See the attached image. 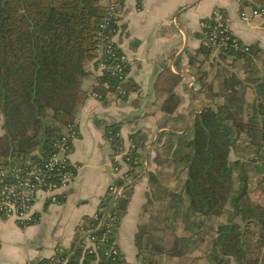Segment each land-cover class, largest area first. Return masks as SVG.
Here are the masks:
<instances>
[{
	"label": "trees",
	"instance_id": "1",
	"mask_svg": "<svg viewBox=\"0 0 264 264\" xmlns=\"http://www.w3.org/2000/svg\"><path fill=\"white\" fill-rule=\"evenodd\" d=\"M240 3L264 6V0ZM103 8L102 0H0V172L26 160L40 161L68 125L75 124L78 108L89 96L82 81L95 77L87 63L96 55ZM204 20L210 21L209 17ZM206 30L200 26L201 44L190 61L203 85L211 77L210 88L200 92L211 101L192 118L193 138L181 142L186 150L174 155L186 174L178 201L186 199L188 203L184 215L193 218L189 228L201 251L200 259L207 264H262L264 191L250 189L248 166L257 185H264V57L260 58L254 45L241 41L244 45L239 49H234L229 41H207ZM199 54L202 60L197 58ZM97 79L110 84L109 89L92 86L91 90L101 93L99 100L108 95L126 98L131 93L133 83L128 79L121 82L107 74ZM180 82L181 77L168 67L156 78L154 95H163V113H173L180 103L176 91ZM250 86L256 92L257 111L233 119L235 129L246 139L237 145L220 122L223 106L216 99ZM118 131L117 123L106 128L114 149ZM145 132L139 129L132 133L134 147L123 153L121 163H114L119 169L125 165L113 183L122 186L121 195L113 200L109 190L100 204L102 210L85 216L77 227L92 238L90 244H79L69 255L58 252L52 256L58 263L65 257V264L119 262L107 250L115 240L120 216L142 167L139 151L147 140ZM232 148L240 152L243 161L230 159ZM155 174L146 172L152 185ZM6 181L0 173V189ZM0 216L7 217L3 213ZM100 221L103 224L96 228Z\"/></svg>",
	"mask_w": 264,
	"mask_h": 264
},
{
	"label": "crops",
	"instance_id": "2",
	"mask_svg": "<svg viewBox=\"0 0 264 264\" xmlns=\"http://www.w3.org/2000/svg\"><path fill=\"white\" fill-rule=\"evenodd\" d=\"M215 8L224 13L231 32L242 43L254 45L263 58L264 20H242L240 12L248 11L250 6H242L240 0L126 1L113 39L128 57L131 93L126 98L108 95L105 100L91 96L84 99L76 113L77 136L68 154L72 179L56 193L55 201L46 192L37 193L33 222L22 224L15 217L0 216V264H36L60 251L69 255L79 244L89 245V237L77 227L85 216L102 209L100 204L110 186L125 169L123 165L116 172L114 163H121L132 142L130 135L139 129L145 130L147 136L139 151L142 167L131 187L114 240L123 263L207 264L200 259L201 251L189 228L193 218L184 215L188 203L186 199L178 201L186 174L174 153L179 142L193 138L191 120L211 101L200 93L210 88L211 77L205 85L198 81L190 57L201 44L200 22ZM197 58L203 59L200 54ZM165 67L181 77L176 88L180 103L171 114L160 111L163 95H154V82ZM92 68V62H88L87 69ZM239 76L244 78L242 73ZM92 84L93 77L88 76L82 81V88L90 90ZM251 87L216 99L223 106L220 122L237 145L246 139L235 129L233 119L257 111L256 92ZM116 123L121 150L118 145L114 149L106 132L108 126ZM239 154L232 148L229 157L243 161ZM248 169L250 189L263 192L264 185H257L251 166ZM147 171L156 173L153 185ZM161 176H167L168 181L163 183ZM112 201L104 211L108 212Z\"/></svg>",
	"mask_w": 264,
	"mask_h": 264
},
{
	"label": "built area",
	"instance_id": "3",
	"mask_svg": "<svg viewBox=\"0 0 264 264\" xmlns=\"http://www.w3.org/2000/svg\"><path fill=\"white\" fill-rule=\"evenodd\" d=\"M126 1H103L104 16L98 24V44L96 55L92 61V72L95 76L92 86H101L104 89L110 88V84L107 81L101 82L97 79L99 75L103 74L111 75L121 82L127 80L128 57L119 49L113 39L118 30L119 20L124 13ZM240 18L244 21H251L254 18L264 20V6L250 7L248 11L242 10ZM209 19L210 21L208 22L205 20L200 22V26L207 29L204 33L207 41H221L223 43L229 41L234 49H239L244 45L231 32L227 19L220 9H213ZM244 49H247V47ZM91 88L88 95L99 99L101 93L93 91ZM76 136V125L69 124L68 129L52 142L51 150L40 161L26 160L21 165L1 169V175L6 176L7 181L0 189V213L5 214L7 217H15L22 224H28L34 221L33 204L39 191L49 194L50 199L53 201L57 199L56 193L65 187L73 177V171L68 163V154L72 140ZM115 136L117 137L118 149L121 150L122 141L118 139V133H115ZM133 147L134 144L130 142V148ZM40 157L37 156V158ZM114 170L117 172L120 169L115 166ZM109 189L112 199L121 195L122 186L112 184ZM101 210L99 209L94 215ZM105 211L104 213H106ZM102 224L103 221H100L96 228H99ZM89 240L91 241L92 238L90 237ZM107 254L116 255L120 259L117 264H124L121 252L114 241L107 250ZM65 263V258L58 263L54 257H47L39 260L36 264Z\"/></svg>",
	"mask_w": 264,
	"mask_h": 264
},
{
	"label": "rangeland",
	"instance_id": "4",
	"mask_svg": "<svg viewBox=\"0 0 264 264\" xmlns=\"http://www.w3.org/2000/svg\"><path fill=\"white\" fill-rule=\"evenodd\" d=\"M102 3H103V0H102ZM84 79L87 80V77L84 78ZM84 79H83V80H84ZM238 90H239V91H242V90H241V87L238 88ZM185 150H186V148L184 147L183 143L181 144V142H179V147H178V149H176V152L174 153V155H180V154H182ZM166 171H170V169H166ZM160 179L162 180L163 183H165L166 181H168L169 178H168L167 176H161Z\"/></svg>",
	"mask_w": 264,
	"mask_h": 264
},
{
	"label": "water",
	"instance_id": "5",
	"mask_svg": "<svg viewBox=\"0 0 264 264\" xmlns=\"http://www.w3.org/2000/svg\"><path fill=\"white\" fill-rule=\"evenodd\" d=\"M106 213H107V209H106V211H105Z\"/></svg>",
	"mask_w": 264,
	"mask_h": 264
}]
</instances>
